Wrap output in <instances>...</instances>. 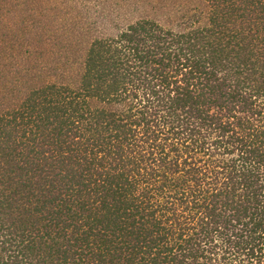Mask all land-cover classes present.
Instances as JSON below:
<instances>
[{
    "label": "trees",
    "instance_id": "trees-1",
    "mask_svg": "<svg viewBox=\"0 0 264 264\" xmlns=\"http://www.w3.org/2000/svg\"><path fill=\"white\" fill-rule=\"evenodd\" d=\"M24 4L52 49L0 86V264H264V0Z\"/></svg>",
    "mask_w": 264,
    "mask_h": 264
},
{
    "label": "rangeland",
    "instance_id": "rangeland-1",
    "mask_svg": "<svg viewBox=\"0 0 264 264\" xmlns=\"http://www.w3.org/2000/svg\"><path fill=\"white\" fill-rule=\"evenodd\" d=\"M26 1L34 2V0ZM73 1L83 5L84 11H90L88 17L91 16V19L95 18V15H91L92 12L102 7H114L116 2H119L124 5L123 12L127 19L148 16L165 24L170 22L169 18L175 8H180L189 2L196 3L198 0H71ZM24 5V0H0V86L2 89L10 88L14 81L23 85L27 71L31 75L30 81L36 82L34 80L39 79L36 64H41V59H37L38 55L40 52L52 49L50 44L43 43L46 46L42 48L41 45L37 44L34 47L35 43H30V50L37 53L34 58L27 54L26 42L23 43L28 35L24 31V22H31V18L28 13H25L28 7L25 9L26 5Z\"/></svg>",
    "mask_w": 264,
    "mask_h": 264
}]
</instances>
